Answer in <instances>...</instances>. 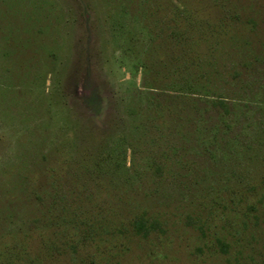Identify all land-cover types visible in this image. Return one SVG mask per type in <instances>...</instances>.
<instances>
[{
	"label": "rangeland",
	"instance_id": "obj_1",
	"mask_svg": "<svg viewBox=\"0 0 264 264\" xmlns=\"http://www.w3.org/2000/svg\"><path fill=\"white\" fill-rule=\"evenodd\" d=\"M0 264H264V0H0Z\"/></svg>",
	"mask_w": 264,
	"mask_h": 264
}]
</instances>
